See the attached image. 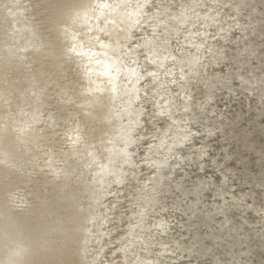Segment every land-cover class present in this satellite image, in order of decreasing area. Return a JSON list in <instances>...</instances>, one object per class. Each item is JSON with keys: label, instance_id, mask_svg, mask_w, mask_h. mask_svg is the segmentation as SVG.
I'll use <instances>...</instances> for the list:
<instances>
[{"label": "clouds", "instance_id": "obj_1", "mask_svg": "<svg viewBox=\"0 0 264 264\" xmlns=\"http://www.w3.org/2000/svg\"><path fill=\"white\" fill-rule=\"evenodd\" d=\"M0 264H264V0H0Z\"/></svg>", "mask_w": 264, "mask_h": 264}]
</instances>
